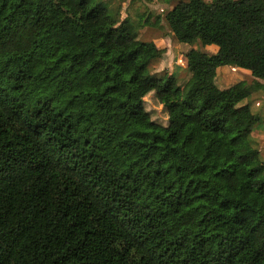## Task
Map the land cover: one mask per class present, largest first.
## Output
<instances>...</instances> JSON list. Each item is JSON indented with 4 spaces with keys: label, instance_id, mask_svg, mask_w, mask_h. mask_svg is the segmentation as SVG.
Returning a JSON list of instances; mask_svg holds the SVG:
<instances>
[{
    "label": "trees",
    "instance_id": "obj_1",
    "mask_svg": "<svg viewBox=\"0 0 264 264\" xmlns=\"http://www.w3.org/2000/svg\"><path fill=\"white\" fill-rule=\"evenodd\" d=\"M162 20L217 48L188 50L184 86L104 0H0V264H264L263 119L252 88L216 83L225 66L264 81V0Z\"/></svg>",
    "mask_w": 264,
    "mask_h": 264
},
{
    "label": "rangeland",
    "instance_id": "obj_2",
    "mask_svg": "<svg viewBox=\"0 0 264 264\" xmlns=\"http://www.w3.org/2000/svg\"><path fill=\"white\" fill-rule=\"evenodd\" d=\"M112 13H116L120 21L129 18L135 26L142 41L154 42L164 51L162 58L152 66V74L161 76L166 73L174 75L182 86L190 83L191 73L188 70L186 53L190 48H195L209 54L217 52L216 47H203L199 42L190 46L180 44L170 33L166 23L162 20L156 23L158 17H163L179 1L182 0H104ZM186 1V0H183ZM211 1V0H206ZM152 17L149 23L142 21V16ZM225 69H235L229 73ZM236 70H239L236 72ZM216 83L221 88H232L242 86L252 88V95L245 101L255 114L263 118V122L254 130L251 138L254 145L263 151L264 147V81L254 78L251 73L244 69L232 66L219 68ZM189 85V84H188ZM188 85L186 87H188ZM145 106L151 113L152 119L159 124L167 125L168 113L164 106L158 101L154 93L145 98ZM264 154V153H263Z\"/></svg>",
    "mask_w": 264,
    "mask_h": 264
},
{
    "label": "crops",
    "instance_id": "obj_3",
    "mask_svg": "<svg viewBox=\"0 0 264 264\" xmlns=\"http://www.w3.org/2000/svg\"><path fill=\"white\" fill-rule=\"evenodd\" d=\"M217 49V48H216ZM226 67V66H225ZM221 68H223V67H221ZM233 70H235V69H225V72L226 73H229V72H231V71H233ZM239 70H236V72H238ZM234 72V71H233ZM263 119V118H262ZM264 138V137H263ZM262 144H264V143H262ZM262 149H263V151L260 149V151H261V156L263 157V159H264V147L262 146Z\"/></svg>",
    "mask_w": 264,
    "mask_h": 264
}]
</instances>
